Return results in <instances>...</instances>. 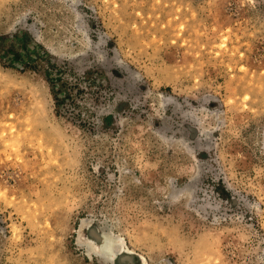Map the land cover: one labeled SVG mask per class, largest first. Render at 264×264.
<instances>
[{"label": "rangeland", "instance_id": "374dc122", "mask_svg": "<svg viewBox=\"0 0 264 264\" xmlns=\"http://www.w3.org/2000/svg\"><path fill=\"white\" fill-rule=\"evenodd\" d=\"M0 264H264V0H0Z\"/></svg>", "mask_w": 264, "mask_h": 264}, {"label": "bare ground", "instance_id": "6f19581e", "mask_svg": "<svg viewBox=\"0 0 264 264\" xmlns=\"http://www.w3.org/2000/svg\"><path fill=\"white\" fill-rule=\"evenodd\" d=\"M91 236H93V235H91ZM90 239H91V237L89 238V240ZM96 241H97L96 247H94V245H93V249L96 248L94 250L99 255V258L101 260L108 259L112 254L113 244L115 241L111 237H109V235L107 236L106 234L102 235L100 237H97ZM88 247H89V245H88Z\"/></svg>", "mask_w": 264, "mask_h": 264}, {"label": "trees", "instance_id": "16d2710c", "mask_svg": "<svg viewBox=\"0 0 264 264\" xmlns=\"http://www.w3.org/2000/svg\"><path fill=\"white\" fill-rule=\"evenodd\" d=\"M12 60H13V61H17V56L14 55V57H12Z\"/></svg>", "mask_w": 264, "mask_h": 264}]
</instances>
